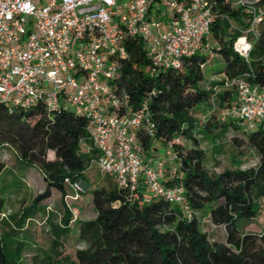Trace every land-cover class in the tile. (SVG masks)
I'll list each match as a JSON object with an SVG mask.
<instances>
[{"label":"trees","instance_id":"trees-1","mask_svg":"<svg viewBox=\"0 0 264 264\" xmlns=\"http://www.w3.org/2000/svg\"><path fill=\"white\" fill-rule=\"evenodd\" d=\"M211 1L214 47L206 56L192 55L179 69L151 75L141 45L131 41L115 80V92L131 108L144 104L154 123L152 137H139L143 153L161 143L169 144L175 154L176 173L162 184L182 187L189 217L161 198L131 202L105 176L107 186L90 190L93 218L72 222L75 240L84 247L70 260L61 252L72 219L70 205L64 202L71 194L68 184L84 182V172L97 157L94 149L80 150V142L90 145L86 120L64 111L47 114L38 107L9 112L0 107V150H13L20 166H33L41 174L44 187L33 198L35 211L48 208L43 202L52 192L59 195L57 209H48L43 223L50 236L43 257L46 264H264V230L259 235L243 232L258 215L257 200L264 198V124L243 130L231 119H217L213 110V104L224 109L234 99L232 88L222 87L225 80L243 77L264 91V17L256 24L255 35H247L251 48L245 62L232 45L248 27L251 12L226 0ZM206 75L220 78L210 82ZM230 129L238 133L228 140L231 168L208 175L201 143L217 144L218 151ZM181 142L191 148L184 150ZM247 153L257 161L240 169ZM21 184V178L0 161V214ZM57 219L63 226L54 223ZM211 228L223 230V241L212 238ZM4 234L0 233V264H13L6 255ZM27 239V233L12 239L14 250L22 253Z\"/></svg>","mask_w":264,"mask_h":264},{"label":"built area","instance_id":"built-area-1","mask_svg":"<svg viewBox=\"0 0 264 264\" xmlns=\"http://www.w3.org/2000/svg\"><path fill=\"white\" fill-rule=\"evenodd\" d=\"M226 1L251 12L248 27L232 45L247 62V35H255L264 17V0ZM213 5L211 0H0V107L83 117L90 144L80 142L83 152L97 151L91 165L129 201L161 198L189 217L182 187L162 184L166 160L175 162V154L167 144L166 160L144 164L139 137H152L154 123L144 104L131 108L115 92V80L131 41L141 45L151 75L179 69L185 59L206 50ZM222 87L234 91L223 117L243 122L248 130L264 122L262 89L243 77L225 80ZM68 186L71 194L65 199L76 201L78 183Z\"/></svg>","mask_w":264,"mask_h":264},{"label":"rangeland","instance_id":"rangeland-1","mask_svg":"<svg viewBox=\"0 0 264 264\" xmlns=\"http://www.w3.org/2000/svg\"><path fill=\"white\" fill-rule=\"evenodd\" d=\"M235 1L236 0H229L230 3H234ZM161 30L164 31L165 28L162 27ZM251 36L253 37L254 34ZM211 47H214V45L209 36L207 49ZM207 49L203 50V48H201L196 54L206 56L208 54ZM219 78L220 77L206 75V79L210 82L217 81ZM213 110L217 119H228L221 115L222 109H219L216 103L213 104ZM234 124L240 129H245V125L241 121H234ZM236 135H238V133H234L230 129L225 138L219 142L221 147L218 151L216 149L218 147L217 144L211 146L204 142L201 143V148L204 149L206 157L203 167L208 175H216L223 169L231 168L228 162V157L232 154V149L229 147L228 140L230 137ZM181 146L184 150L191 148L190 144L187 142H181ZM85 149V145L80 146L81 151H85ZM165 150L166 146L161 143H155V149L151 152L145 151L142 154V158L149 162L152 161L154 157H156L157 160H166L167 157H165ZM0 161L8 170L21 178L22 181L20 189L11 192V195L8 196L7 204L3 212L0 214V233H7L3 236L5 237V244L8 245L6 255L13 264H46L43 257L47 252L50 236L43 223L47 212L49 211L48 209H57L59 195L56 192H52L50 198L43 202V205L48 208H46L43 213L36 212V207L33 205V198L37 196L44 187L40 172L33 166L27 168L20 166L15 153L9 148H3L0 150ZM256 161L257 159L254 155L247 153L242 160L240 169L252 167ZM175 164L176 163L173 161L166 160L163 180L170 179L176 173ZM180 177L181 174L178 173V178ZM83 181L84 182L80 181V183H78L80 189L79 198L76 201H69L68 199L64 200L65 204L70 205V209L74 212V216L71 215V218L75 217L74 220L76 221H87L93 218L90 205V190L96 187L107 186L105 176L98 171L94 164L84 172ZM257 205L259 208L258 215L243 229L244 233L259 235L264 230V198L258 199ZM54 223L58 227L63 226V223L59 219L55 220ZM68 226L70 232L69 235L63 239V248L61 252L62 255L73 260V253L76 250L83 249L84 246L75 240V227L73 223L69 222ZM211 229L213 231L212 238L215 241H223V230L220 228ZM203 230L207 231V228H203ZM24 233H27L28 239L25 241L27 245L24 246L23 252L19 254L14 250L11 240L22 238Z\"/></svg>","mask_w":264,"mask_h":264},{"label":"crops","instance_id":"crops-1","mask_svg":"<svg viewBox=\"0 0 264 264\" xmlns=\"http://www.w3.org/2000/svg\"><path fill=\"white\" fill-rule=\"evenodd\" d=\"M156 160V157H154V159L152 160V161H146V160H144L143 159V161H144V164L146 165V166H150V167H153L154 166V161ZM165 180H167V179H164V180H162V181H165Z\"/></svg>","mask_w":264,"mask_h":264}]
</instances>
